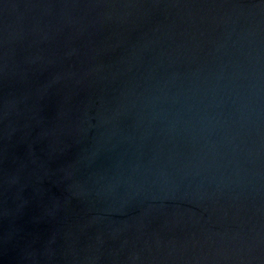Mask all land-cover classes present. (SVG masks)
I'll return each mask as SVG.
<instances>
[{
    "label": "water",
    "instance_id": "water-1",
    "mask_svg": "<svg viewBox=\"0 0 264 264\" xmlns=\"http://www.w3.org/2000/svg\"><path fill=\"white\" fill-rule=\"evenodd\" d=\"M0 264H264V0H0Z\"/></svg>",
    "mask_w": 264,
    "mask_h": 264
}]
</instances>
